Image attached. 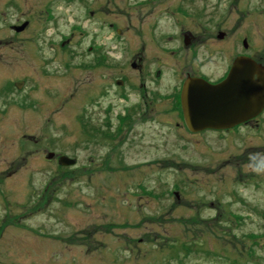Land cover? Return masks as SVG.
I'll use <instances>...</instances> for the list:
<instances>
[{
    "label": "rangeland",
    "instance_id": "rangeland-1",
    "mask_svg": "<svg viewBox=\"0 0 264 264\" xmlns=\"http://www.w3.org/2000/svg\"><path fill=\"white\" fill-rule=\"evenodd\" d=\"M244 38L264 64V0H0V81H25L0 116V264H264V115L191 139L170 114L188 61L218 76Z\"/></svg>",
    "mask_w": 264,
    "mask_h": 264
},
{
    "label": "water",
    "instance_id": "water-1",
    "mask_svg": "<svg viewBox=\"0 0 264 264\" xmlns=\"http://www.w3.org/2000/svg\"><path fill=\"white\" fill-rule=\"evenodd\" d=\"M28 25L25 22L15 29L20 32ZM225 34L221 32L219 38ZM247 45V40H244ZM183 106L187 124L193 131L207 128L225 129L255 117L264 109V66L248 56L235 59L228 77L213 85L199 78L186 81ZM55 153L49 152L48 158ZM63 165H73L76 159L60 157Z\"/></svg>",
    "mask_w": 264,
    "mask_h": 264
},
{
    "label": "flooded vegetation",
    "instance_id": "flooded-vegetation-1",
    "mask_svg": "<svg viewBox=\"0 0 264 264\" xmlns=\"http://www.w3.org/2000/svg\"><path fill=\"white\" fill-rule=\"evenodd\" d=\"M96 11V10H95ZM95 11L93 9L90 10V14L92 16H95ZM12 27V26H11ZM13 28V27H12ZM101 28L104 29V25L101 26ZM102 29V30H103ZM188 40L189 42L192 40V38L188 37ZM99 46L101 48H104V44L103 43H98ZM244 48V51L243 52H236V56L238 55H249V56H252L254 57L255 59L256 56L254 54H248L249 53V47L248 48ZM188 49H192L194 54L192 55V51H191V56L192 57H196L197 56V59H198V55H199V52H198V55H196V48H188ZM106 50V49H104ZM238 54V55H237ZM106 54H102V59L103 60H106V57L104 56ZM235 56V57H236ZM140 57V60L139 62L141 64H139V71L140 72H145L146 71V61L143 57L139 56ZM235 57L232 58L230 61V63L227 64L226 66V69L222 71V73L218 76H215V77H211L206 70H203L204 68V63H201L202 60H197V62H195L196 59H192L190 61H188V65L186 67H190L189 70L185 71V74L183 75V82L181 84V87H180V91L182 89V85L184 83V81L188 78V77H202V78H205L206 80L208 81H211L213 83H218L220 81H222L224 78L227 77L233 63H234V60H235ZM258 61H262V59H257ZM183 74V73H182ZM145 79L146 77L143 76ZM4 81H0V116L1 114H7L11 111V108L8 106V103L6 102L7 99L9 100H12V96L9 97L10 94H12V92L14 93V86L16 87V81H14L13 83L11 82V78L10 79H3ZM154 92V91H153ZM150 89H149V86L146 84V82H142L139 84V93H138V111H137V114H140V115H144V111L145 113L147 112V115L151 114V112L154 110V105L157 101V95L159 96V94H157V92H154L152 96H150ZM9 97V98H7ZM160 98V96H159ZM149 99H151L149 101ZM180 100H181V97H180ZM172 107H171V115L173 116L174 118V125H175V128L177 130H185L188 135H191V139L192 138H195V137H199V136H202V135H205L207 132H215V133H218V134H222V133H234L235 131V128L233 129H228L226 131L224 130H217V129H205L203 131H200V132H191L186 124H185V120H184V117H183V111L180 107H178L177 105V96H173L172 98ZM154 104V105H151ZM181 103V101H180ZM181 112H182V116H181ZM264 115V111L258 115L257 117H254L253 119L249 120V121H246L245 123L239 125L238 127H236V129H239L243 126H251V127H255V128H260L262 125H263V122H262V116Z\"/></svg>",
    "mask_w": 264,
    "mask_h": 264
},
{
    "label": "trees",
    "instance_id": "trees-1",
    "mask_svg": "<svg viewBox=\"0 0 264 264\" xmlns=\"http://www.w3.org/2000/svg\"><path fill=\"white\" fill-rule=\"evenodd\" d=\"M86 124H87V123H85L84 126H87ZM87 128H88V127H87Z\"/></svg>",
    "mask_w": 264,
    "mask_h": 264
}]
</instances>
